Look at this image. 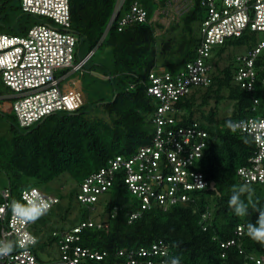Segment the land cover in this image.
<instances>
[{"label":"trees","instance_id":"1","mask_svg":"<svg viewBox=\"0 0 264 264\" xmlns=\"http://www.w3.org/2000/svg\"><path fill=\"white\" fill-rule=\"evenodd\" d=\"M118 1L70 0L71 28L79 37L76 60L93 51L84 69L87 72L99 69L102 77L92 74L93 81L101 80L108 88L107 93L98 90L77 111H59L27 127L19 125L13 112L0 110V176L4 181L0 189L9 187L12 198L31 186L59 196L56 206L34 225L36 247L45 250L55 245L58 257L61 250L54 230L67 231L88 219L100 223V227L96 224L83 227L73 244L106 251L107 255L101 260L84 258V264H113L120 260L116 254L119 249H139L159 240L170 244L178 264L224 261L241 264L245 253L240 248L244 252L264 254V244L250 235H235L239 223L261 226L264 183H246L239 178L238 167L248 162L256 145L251 135L229 127L234 119L255 113L251 109L254 96L260 98L259 108H264V88L249 92L234 82L237 53L230 55L224 66L220 65L229 47L253 46L255 38L250 35L217 47L211 84L195 89L178 102L184 111L179 124L198 121L208 131L207 146L197 168L211 182H216L215 189L195 190L191 201L167 209L157 204L142 209L141 201L118 175L95 205L84 206L76 200L78 184L85 176L103 167L108 159L118 154L130 155L151 142L150 116L156 102L147 92L148 74L161 67L172 72L182 69L196 57L201 40L200 25L204 17L201 0H192L190 8L167 27L152 17L168 0H124L111 23ZM134 1L147 9V21L132 22L119 29L118 20ZM3 5L0 0V15ZM13 20L10 24L0 17V31L23 33L27 26L39 21L22 8ZM158 27L163 29L161 33L157 32ZM103 47L107 48L106 56L99 53ZM225 98L231 100L232 109L220 117L219 104ZM212 99L215 104L205 111ZM95 109L104 114H96ZM63 173L69 174L75 184L66 191L53 192L49 183ZM233 196L236 202L230 203ZM98 206L101 212L93 217L91 212ZM241 206L243 212L238 213ZM207 208L211 216L208 227L203 229L200 222ZM137 211L141 214L130 220ZM233 238L235 244L222 246V242ZM35 254L39 258L36 251Z\"/></svg>","mask_w":264,"mask_h":264},{"label":"built area","instance_id":"2","mask_svg":"<svg viewBox=\"0 0 264 264\" xmlns=\"http://www.w3.org/2000/svg\"><path fill=\"white\" fill-rule=\"evenodd\" d=\"M24 12L38 17L23 33L0 31V80L14 92L10 112L16 115L21 127L30 126L46 116L59 112H75L84 104L81 89L68 86L65 79L72 72L83 71L91 51L76 60L79 37L72 30L70 0H20ZM124 0H119L112 14L116 19ZM204 17L200 25L201 40L196 57L182 69L172 72L163 67L149 75L148 94L155 99L150 119L153 138L130 155L118 154L85 176L78 184L76 200L91 207L110 190L119 175L129 191L141 201L142 209L159 205L167 209L193 199L192 192L211 186L207 176L197 166L207 146V129L198 121L179 124L184 111L178 102L197 88L211 84L217 47L250 35L255 44L235 55L234 82L254 92L264 88V0H201ZM147 9L134 1L118 20L119 29L132 22H145ZM263 55V56H262ZM260 98L253 97L252 111L246 117L234 119L231 129L246 133L255 141V151L248 162L238 167L237 174L246 183H264V108ZM5 107H2L4 109ZM253 124L257 127L253 128ZM0 264H84V258L103 259L106 251L73 244L85 226H101L91 219L70 230H54L61 255L41 261L34 251L38 237L34 225L40 216L60 201L57 194L37 186L24 188L19 197L12 198L11 189H0ZM47 204V207H41ZM40 207L38 216L27 217L22 207ZM139 211L131 215L136 218ZM211 216L208 208L202 213L201 225L208 227ZM257 226L239 223L235 235L245 237ZM236 239L222 242L223 247L235 244ZM241 264H264V254L244 252ZM120 258L113 264H178L170 244L159 240L139 249H119ZM225 257L226 253L223 252ZM222 264H231L224 261Z\"/></svg>","mask_w":264,"mask_h":264},{"label":"rangeland","instance_id":"3","mask_svg":"<svg viewBox=\"0 0 264 264\" xmlns=\"http://www.w3.org/2000/svg\"><path fill=\"white\" fill-rule=\"evenodd\" d=\"M3 2V6L1 7V19L4 20L6 23L12 24L14 22L13 19H15L16 15L21 13L20 8V0H1ZM192 5V0H168L167 3L163 6H160L156 9L154 16L152 17V20L155 22H158L162 24L163 26L167 27L171 22L177 21L179 17L186 12L190 6ZM12 8H11V7ZM23 19V18H22ZM163 31L162 28L158 27L157 32L161 33ZM244 51V46L242 47H229L226 52L223 54V59L220 62L221 67L224 66L227 62L226 59L229 58L230 55L234 56L237 52ZM99 53L103 56L107 55V48H101L99 50ZM263 56V55H262ZM84 72V73H83ZM92 74H99L100 77H102L99 69L93 70L92 72H87L85 69L83 71H75L72 72L69 77L65 79V83L68 84V86H74L79 89H81L83 95H84V102L90 101L94 95V93H97L99 91L108 92V88L103 85V82L98 79V81H93ZM104 87V88H103ZM99 90V91H98ZM16 97L14 96V92L9 89L1 80H0V107H4L5 105H10L11 102L13 103V100ZM200 98H198L199 100ZM200 101V100H199ZM209 105L204 107L205 111H208L211 106H213L214 99L210 101ZM232 109V102L228 98L222 99L219 104V116H224L229 113V111ZM2 110V109H0ZM4 111L8 112L7 109H4ZM96 112V114L103 115V111H98L97 109L93 110ZM93 112V113H94ZM10 113V112H9ZM199 112H197V115ZM0 186L2 187L4 185L3 178L0 176ZM75 184L73 179L70 177L69 174L63 173L58 178L52 180L49 185L52 187V191L55 192L57 190L66 191L70 187H72ZM77 204V203H76ZM101 212V207L98 206L95 210L91 212V215L94 217L96 214H99ZM71 216H74L72 214ZM35 247V251L38 253L39 259L41 261H49L52 260L55 257H58L59 252L57 250V246L52 245L45 250L41 249L40 247Z\"/></svg>","mask_w":264,"mask_h":264},{"label":"clouds","instance_id":"4","mask_svg":"<svg viewBox=\"0 0 264 264\" xmlns=\"http://www.w3.org/2000/svg\"><path fill=\"white\" fill-rule=\"evenodd\" d=\"M264 127V125H261ZM229 127L231 128V122H229ZM257 127V125L253 124V128ZM236 202V197L233 196L230 200V203H235ZM41 207H47V204H43ZM21 213L27 217H32V216H38L40 214V207H22L20 209ZM238 213L243 212V208L238 207L237 208ZM261 226L257 229H249L248 234L251 236L253 240L259 241L261 244H264V218L261 219L260 221ZM175 264V262H174Z\"/></svg>","mask_w":264,"mask_h":264},{"label":"water","instance_id":"5","mask_svg":"<svg viewBox=\"0 0 264 264\" xmlns=\"http://www.w3.org/2000/svg\"><path fill=\"white\" fill-rule=\"evenodd\" d=\"M107 29H108V28H107ZM210 187L213 188V189H215V188H216V182H215V181H212Z\"/></svg>","mask_w":264,"mask_h":264},{"label":"crops","instance_id":"6","mask_svg":"<svg viewBox=\"0 0 264 264\" xmlns=\"http://www.w3.org/2000/svg\"><path fill=\"white\" fill-rule=\"evenodd\" d=\"M4 107H5L4 109H7L8 112H10V105L9 104L8 105H5ZM0 109H2V108L0 107ZM4 109H2V110L4 111Z\"/></svg>","mask_w":264,"mask_h":264}]
</instances>
